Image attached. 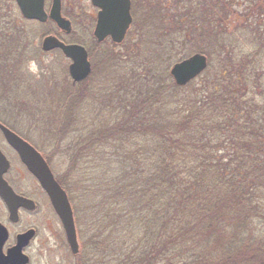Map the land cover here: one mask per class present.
Returning <instances> with one entry per match:
<instances>
[{"label":"trees","instance_id":"trees-1","mask_svg":"<svg viewBox=\"0 0 264 264\" xmlns=\"http://www.w3.org/2000/svg\"><path fill=\"white\" fill-rule=\"evenodd\" d=\"M201 3L188 0L187 33L176 35L165 30V17L160 16L155 24L144 23L150 26L147 38L142 40L145 47L137 48L135 42L128 55L126 52L123 57L113 54L102 57L101 63L111 70L116 83L110 98L116 102L111 104L113 120H103L90 133L94 157L89 159L91 164L87 165L86 173L89 171L91 175L83 177L77 172L79 161L89 156L79 149L69 158L66 181L56 177L70 201L75 191L87 192L90 189L85 186H99L95 191L100 198L96 202L97 222L104 220L101 228L105 236L101 241L86 239L85 232L90 231L83 227L85 239L73 264H264V235L258 241L240 245L244 232L236 230L222 241L224 231L219 224L224 217L239 220V226L242 221L249 226L251 220L264 224V109L249 108L239 102L240 90L248 84L243 76L245 82L236 90L233 83L238 76L231 73L233 68H226L237 64L231 56L227 62H221L223 67L218 73L231 82L227 79L223 84L206 82L209 51L203 47L206 44L196 46L197 39L209 41L214 49L213 40L221 44L219 49L229 47L226 36L222 44L221 29L214 28L221 26L220 21L206 25L204 13L195 14L201 10L197 9ZM19 20L9 3L0 0L1 32L10 37ZM136 22L133 21L120 44L110 41L113 47L127 42L124 49L127 48L134 38ZM181 22L182 19L177 20L178 25ZM105 42H95L94 52L88 50L91 60ZM18 48L17 43V51H12L17 70L21 64ZM186 48L188 55L201 52L208 58L207 68L197 76H203L200 79L203 85L198 95L191 93L197 97L194 99L180 94L194 79L185 86H177L168 69L173 57ZM262 48L245 54L247 61L253 62ZM224 54L225 50L221 55ZM128 59H134L135 68L122 69L120 78H114L120 68L113 65L126 63ZM92 88L88 84L81 93L72 87L57 103L52 123L56 129L53 150H58L66 135L76 129L75 109L83 98L78 93L85 96ZM246 96L243 99H248ZM219 97H226L224 107L212 104ZM209 110L213 112L208 115ZM240 114L246 121L241 120ZM61 116L71 120L69 126L60 123ZM63 149L68 154L73 150ZM44 156L49 160L45 153ZM95 237L98 239V234Z\"/></svg>","mask_w":264,"mask_h":264},{"label":"rangeland","instance_id":"rangeland-1","mask_svg":"<svg viewBox=\"0 0 264 264\" xmlns=\"http://www.w3.org/2000/svg\"><path fill=\"white\" fill-rule=\"evenodd\" d=\"M2 1V0H1ZM9 7L14 15L18 16L17 10L13 0H9ZM201 6L197 9L198 14H203L207 17L208 21L206 25L213 21H220L221 26L215 25V30L221 29L222 44L225 43V36L228 45L221 47L216 40L212 41V45L219 50L210 47L209 41L202 42L203 40L197 39V44L205 47L209 51V68L206 77V82L210 85L214 82L218 84L225 83L228 77H220L218 75L219 70L223 67L221 62H227L230 56L236 63L234 65L226 66L228 70L232 69L231 73L238 76L234 83L236 90H239L242 82V77H246V85L243 86V90H240L241 97L239 102L243 106L249 108L264 109V0H200ZM133 0L134 9L133 17L137 24L133 26L132 36L134 37L127 50L124 49L125 44L112 46L110 40L103 43L101 48L94 53L93 71L89 76V81L72 83V79L68 72V66L70 60L66 58L62 53L57 50L45 52L41 50V38L46 33H54L59 29L54 23L37 24L35 22H18V26L13 34L6 36L0 30V88H7L5 98L1 100V109L15 110L17 113V122L14 124L18 131L26 135L27 139L36 146L43 154L49 156V165L52 172L57 177H61V181L66 180V169L68 167V161L71 155L77 150L82 149L83 153L88 152L89 156L84 158V161H79V169L77 172L82 174L83 177L90 176V172L87 171V165L90 158L94 157V153L91 151L92 141L90 140V133L93 130L99 128L100 122L103 120L112 121L114 114H112V101L111 91L116 85L112 79L111 70L107 69V66L103 63L102 57L105 54H113L116 57H123L128 55L129 51H132L135 47V42L138 43V47H145L143 39L147 38L148 30L150 26L144 24L146 21L154 23L159 20L160 16L165 17V30L174 33L176 35H182L188 32V0ZM51 0H46V9L50 7ZM3 7V6H2ZM5 8L6 5H5ZM6 10V9H5ZM96 7L91 4L90 0H62V14L65 13L66 17H70L73 24L72 32L66 34L62 31L59 32V36L69 43L83 44L88 50L94 52L96 50V39L92 34L96 20ZM182 22L178 25L177 20ZM206 29V27H205ZM207 30V29H206ZM17 37L16 40L11 39ZM215 36L213 34L211 37ZM181 38V37H180ZM11 39V40H8ZM26 41V43H25ZM22 50L24 60L19 70H17V63L15 54H12L16 44ZM195 46V47H196ZM262 46L261 54L255 58L253 62H248L245 54H252L253 51ZM26 47V49H25ZM188 47V45L186 46ZM91 48V49H90ZM226 51V54L221 55L222 51ZM17 51V50H16ZM91 52V53H92ZM193 53V52H191ZM145 55V54H144ZM188 56V48L178 55L173 57V62L168 65V69L172 64L182 57ZM228 57V58H227ZM259 59V62L257 61ZM113 65V64H112ZM116 65V64H115ZM113 65L115 68H120L116 72V77L119 79L122 74V69L131 70L135 68L136 62L128 59L126 63H119ZM111 68V67H110ZM256 73V74H255ZM204 74V73H203ZM205 75V74H204ZM203 77V76H202ZM201 77V78H202ZM199 78H195L185 88V91L180 94H188L192 99L197 98L191 95V93H197L200 91L202 81ZM222 78V79H220ZM255 80V81H253ZM87 82V83H86ZM93 85L91 91L81 96L82 91L87 85ZM74 87L75 91L81 92V102L77 106L76 119H73L75 128L69 132L64 140L60 143L58 150H53V143L55 140L54 132L56 129L53 126V119L57 112V103L64 98L65 91ZM189 87V90H188ZM2 91V90H1ZM221 92L225 93L224 90ZM250 92H253L250 94ZM176 95L178 93H175ZM247 95V96H246ZM252 95V96H251ZM246 96L248 99H243ZM238 96H236L237 98ZM74 97H72L73 100ZM226 98V97H225ZM225 98H217L213 101L214 105H221L224 107ZM241 99V100H240ZM238 100V98H237ZM245 101H248L245 102ZM116 103V102H115ZM108 104V108L106 106ZM172 105V104H171ZM213 111H207V114H211ZM245 115V113H243ZM241 120L246 121L243 115H238ZM59 117V116H58ZM112 118V119H111ZM64 120V121H63ZM71 120L64 116L60 117V123H67L70 125ZM52 127H51V125ZM64 126V125H63ZM25 128L27 129L25 131ZM77 130V131H75ZM244 129H239L242 132ZM25 132V133H24ZM64 147L72 148L71 154L65 152ZM86 165V166H85ZM99 174V172L97 173ZM81 178V177H79ZM77 183V182H76ZM69 186H73L71 182L67 183ZM88 184V183H87ZM90 191L81 192L79 190L72 193V205H75L77 209H74L77 229L78 240L81 247L82 242L86 238L102 240L105 236L104 230L101 228L103 221L97 222L98 212L96 209V202L100 200L99 196L96 197L95 191L99 186H85ZM33 199L37 202L38 208L31 216L30 222H25L27 226L34 227L36 229V235L32 240L28 251L32 256L33 264H73L75 263V257L70 253L67 246L64 244L63 234L59 222L55 217L52 207L48 201L46 194L40 189L39 185L33 183ZM264 199V194L262 200ZM74 203V204H73ZM74 207V206H73ZM74 207V208H75ZM264 209V208H263ZM264 213V212H263ZM102 214V213H99ZM100 218V217H99ZM224 219V220H223ZM220 221V225L223 227L224 234L222 241H225L232 232L236 231L244 232V241L240 245L259 240L263 235L264 224L255 223V220H251V225L248 226V222L242 221L239 226V220L224 217ZM242 219V218H241ZM106 221V219H105ZM238 224V225H236ZM236 225V226H235ZM84 229H88L90 233L85 232V238L82 237ZM21 228L20 225L17 229ZM102 229V230H101ZM101 230V234L99 231ZM98 234V239L95 237ZM13 237V235H12ZM104 242V241H102ZM107 248L110 250V243L106 241ZM256 264H259L257 262Z\"/></svg>","mask_w":264,"mask_h":264},{"label":"water","instance_id":"water-1","mask_svg":"<svg viewBox=\"0 0 264 264\" xmlns=\"http://www.w3.org/2000/svg\"><path fill=\"white\" fill-rule=\"evenodd\" d=\"M15 1L19 11L26 19L40 22L51 19L66 33L71 31L70 20L61 13V0H52L48 11L45 9V0ZM91 3L98 7L97 19L93 29L96 40L101 42L109 37L113 42L120 43L132 22L130 0H91ZM41 47L46 51L53 48L60 49L71 60L68 71L73 82L83 80L90 74L91 63L88 60V52L82 44L65 43L56 36L49 34L42 39ZM206 67V55L196 52L175 62L169 72L174 82L182 86L198 76ZM0 127L9 143L16 149L24 164L46 192L52 208L61 221L70 251L72 254H76L79 244L73 212L66 191L55 179L43 156L30 143L4 125L0 124ZM3 181L0 182V196L10 209L11 218L13 209H17L20 202L29 209L36 207L33 200L16 195L8 186H5ZM12 220L15 221L16 219ZM34 235V228L18 233L15 244L8 247L4 253L3 244L8 238V232L5 226L0 223V264H27L28 256L23 252V248L29 244Z\"/></svg>","mask_w":264,"mask_h":264},{"label":"flooded vegetation","instance_id":"flooded-vegetation-1","mask_svg":"<svg viewBox=\"0 0 264 264\" xmlns=\"http://www.w3.org/2000/svg\"><path fill=\"white\" fill-rule=\"evenodd\" d=\"M4 1L6 3L10 2L9 0H4ZM13 2L15 4L17 10L19 11L17 4H16V1L13 0ZM45 3H46V0H45ZM133 9H134V3H133V0H131V15H132V17H133V13H132ZM97 12H98V9L96 10V15H97ZM18 17H19L20 21H23V22H35L37 24L53 23L51 21L40 22L37 20L26 19L25 17H23V15L20 12L18 13ZM69 20H71L70 17H69ZM71 22H72V20H71ZM72 26H73V24H72ZM13 27L15 28V23L13 24ZM56 27L58 28L57 25H56ZM60 31L64 32L62 29L59 28V29L55 30L54 33H52L53 31L50 33H46L41 38V43H42V39L46 35H49V34L56 36L58 39H61V37L59 36ZM14 32H15V30L11 31L10 34H13ZM108 39L110 40V38H106L105 40H108ZM105 40H103L102 42H104ZM25 43H26V41H25ZM41 43H40V45H41ZM25 49H26V47H25ZM18 50L20 51V54H21V55H19L21 57L20 61H19V62H21V64H20V66H21L23 63V60H24V56L22 54V50L20 48H18ZM52 50L59 51L56 48H53L50 51H52ZM14 51H16V47L14 48ZM15 57H16V55H15ZM91 67H92L91 71H93V66L91 65ZM86 79L87 78H85L84 80H81L78 82H72V83L76 85L77 83L84 82ZM6 91H7L6 87H4L3 89L0 88V103H1V100L5 98V95H7ZM16 122H17V113L15 110L1 109V107H0V124L4 125L5 127L10 129L14 133L18 134L22 139L26 140L31 145H33L27 139L26 135H24L23 133H21L20 131L17 130V128L14 125ZM26 130L27 129L25 128V131ZM34 147L37 149L36 146H34ZM2 180H4L3 182H5V186H8V188H10L12 190V192H14L16 195H18L22 198L34 200L33 194H32L33 193L32 192L33 191V183L36 182L38 184V181L34 177V175L30 172V170L27 168V166L24 164L19 153L16 151V149L9 143V141L7 140L6 136L3 133V130L0 127V182ZM35 203H36V207L34 209H29L25 205L21 204V202H20L19 206H17V209H13V214H12V218H11L10 217V209H8L6 202L0 196V223L5 226V228L7 229V232H8V238L3 244V252L4 253H6L8 247L15 244V237L18 233L24 232L29 228H34L31 226H27L25 224L27 222H30L32 214L38 208L36 201H35ZM52 211L54 212L53 209H52ZM73 211H74V209H73ZM54 214H55V217L57 218V221L59 222V225L61 227L63 239H64V244H65V246H67V242L65 239V235H64V231H63L61 222H60L57 214L55 212H54ZM12 219H16V220L14 221ZM18 225H20L21 228L17 229ZM75 226H76V223H75ZM76 232H77V228H76ZM12 235H13V237H12ZM77 237H78V235H77ZM31 242L32 241H30V244H31ZM30 244L24 248L25 254H27L29 256V262L27 264H33L32 263V261H33L32 256H31V254H29L30 252L28 251ZM67 248H68V246H67Z\"/></svg>","mask_w":264,"mask_h":264}]
</instances>
